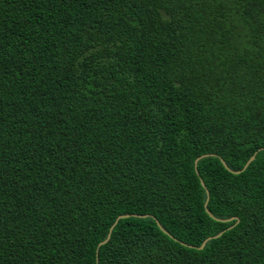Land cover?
Here are the masks:
<instances>
[{"label":"trees","instance_id":"obj_1","mask_svg":"<svg viewBox=\"0 0 264 264\" xmlns=\"http://www.w3.org/2000/svg\"><path fill=\"white\" fill-rule=\"evenodd\" d=\"M97 257L264 264V0H0V264Z\"/></svg>","mask_w":264,"mask_h":264},{"label":"water","instance_id":"obj_2","mask_svg":"<svg viewBox=\"0 0 264 264\" xmlns=\"http://www.w3.org/2000/svg\"><path fill=\"white\" fill-rule=\"evenodd\" d=\"M257 153H258V152L254 153V154L249 158V160L246 162V164L243 166V168H242L241 170H236V171L230 169V168L227 166V164H226V162L224 161L223 158H221V160H222L224 166H225L227 169H229L231 172H234V173H241V172L245 171V170L248 168V166H249V165L255 160ZM206 156H217V154L206 153V154H203V155L199 156V157L195 160V168H196L197 172H198V162H199V160L202 159L203 157H206ZM201 182H202V185L205 187V183H204L202 180H201ZM205 188H206V187H205ZM206 193H207V199H206V202H205V205H204V206H205V209H206L207 213H208L212 218H214V219H216V220H219V221H222V222H228V221L236 220L237 223H238V222L240 221V219H239L238 217H233V218H229V219H220V218L215 217V216L212 214V212L210 211L209 207H208V204H209V201H210V191H209L207 188H206ZM129 216L147 217V216H151V215H149V214H136V213H134V214H124V215H120V216H118V218L116 219L115 223L110 227V230H109V233H108L107 238H106L105 240H103L102 242L99 243V245H98V247H97V253L99 252V248H100V246L106 244V243L109 241V239L111 238L112 231H113L114 227L116 226V224L118 223V221H119L121 218H127V217H129ZM152 217H154V216H152ZM154 218H155V217H154ZM155 219H156V218H155ZM156 221H157L158 225L160 226V228H162L163 230H165V229L162 227V225L160 224V222H159L158 220H156ZM232 227H233V226H230L228 229H231ZM222 234H223V232H220V233H218L217 235L209 236L208 238H206V239L203 241V243L199 246V248H200V249L204 248V246L206 245V243H207L209 240H211L212 238H218V237H220ZM97 264H99V258H98V257H97Z\"/></svg>","mask_w":264,"mask_h":264}]
</instances>
